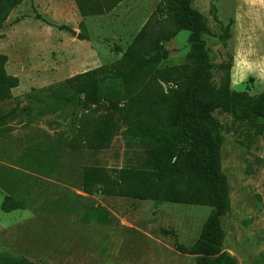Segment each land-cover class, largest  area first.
<instances>
[{
    "label": "rangeland",
    "instance_id": "1",
    "mask_svg": "<svg viewBox=\"0 0 264 264\" xmlns=\"http://www.w3.org/2000/svg\"><path fill=\"white\" fill-rule=\"evenodd\" d=\"M163 1L123 0L108 14L81 17L73 0H22L1 22L4 69L19 84L11 90L12 98L0 103V206L6 195L25 201L24 210L0 209L1 250L39 264H196L193 256L178 253L172 237L160 229L173 230L180 243L190 246L211 212L209 207L84 194L80 187L84 166L142 167L146 146L119 134L107 150L69 147L66 142L82 109L69 106L39 115V106L27 97L49 89L65 92L66 79L119 60ZM250 3H191L212 32L203 37L211 62L220 63L227 52L234 56L236 51L233 85L238 75L252 73L259 81L264 76V11ZM6 6L0 0V20ZM237 13L240 29L259 30L262 25L261 33H249V47H236ZM230 20L234 21L231 37L223 48L218 35ZM188 35L180 31L163 42L168 57L160 68L185 62ZM252 78L245 89L255 94ZM214 116L222 127L221 170L230 201L221 219V250L236 264H264V119L257 122L259 132L230 115ZM90 206H99L111 220H84Z\"/></svg>",
    "mask_w": 264,
    "mask_h": 264
},
{
    "label": "trees",
    "instance_id": "2",
    "mask_svg": "<svg viewBox=\"0 0 264 264\" xmlns=\"http://www.w3.org/2000/svg\"><path fill=\"white\" fill-rule=\"evenodd\" d=\"M22 0H5L6 15ZM81 17L111 12L123 0H73ZM192 0H164L138 32L121 57L110 65L76 74L65 80L67 91L52 89L28 94L39 106V115L78 106L82 113L66 145L93 151L109 149L116 135L146 146L142 167L104 168L84 166L81 191L87 195L153 201L163 204L206 206L211 209L197 239L186 246L173 230L175 250L193 256L196 264H236L222 252L224 234L221 219L229 210V189L221 170L222 127L215 112L230 115L261 131L264 119V89L231 87L233 55L226 53L220 63L211 62L204 36H212L205 17L191 5ZM230 20L218 35L222 47L230 39ZM166 25L169 30L158 31ZM83 29L84 24L80 22ZM188 32L189 50L184 63L160 68L168 57L163 42L178 32ZM82 40L86 35H79ZM7 61L0 54V103L12 98L19 80L5 72ZM217 77V80H216ZM249 83L254 79L249 77ZM31 115V108H27ZM13 111V110H12ZM0 209L5 213L24 210L19 195H6ZM94 217L107 223L111 217L99 206H90L84 220ZM0 264H39L0 249Z\"/></svg>",
    "mask_w": 264,
    "mask_h": 264
},
{
    "label": "crops",
    "instance_id": "3",
    "mask_svg": "<svg viewBox=\"0 0 264 264\" xmlns=\"http://www.w3.org/2000/svg\"><path fill=\"white\" fill-rule=\"evenodd\" d=\"M250 7H255V8H259L260 10L264 11V0H251V3H250ZM264 20V19H263ZM236 29H235V32L239 35L237 36L236 35V47H249L250 46V41H248V35L249 33H253V32H260V27L262 25H259V30L258 27L257 29L254 28H251L250 30L251 31H248V29L245 27V28H242L240 29V27H238V23H239V20H238V13L236 15ZM264 22V21H263ZM256 29V30H255ZM261 33V32H260ZM261 40V39H260ZM261 42V41H260ZM257 43V41H256ZM262 45V44H261ZM235 59H236V51H235V54L233 56V62H232V67H231V70H230V78H231V87L232 89L236 90V91H242L245 89V86L247 84V80L249 78V75H251L252 77H255L256 79V84L255 85V89H257V93L261 92L263 89H264V76H263V80L262 81H259L258 77L252 73H246L244 75H238L237 76V79H236V84L233 85V70H234V66H235ZM257 82H258V86H257Z\"/></svg>",
    "mask_w": 264,
    "mask_h": 264
}]
</instances>
